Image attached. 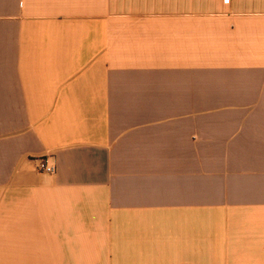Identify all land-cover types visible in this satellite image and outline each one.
Here are the masks:
<instances>
[{
    "label": "crops",
    "instance_id": "obj_1",
    "mask_svg": "<svg viewBox=\"0 0 264 264\" xmlns=\"http://www.w3.org/2000/svg\"><path fill=\"white\" fill-rule=\"evenodd\" d=\"M0 264H264V0H0Z\"/></svg>",
    "mask_w": 264,
    "mask_h": 264
},
{
    "label": "built area",
    "instance_id": "obj_2",
    "mask_svg": "<svg viewBox=\"0 0 264 264\" xmlns=\"http://www.w3.org/2000/svg\"><path fill=\"white\" fill-rule=\"evenodd\" d=\"M38 170L42 173L53 175L56 172V167L54 165L49 164L44 160H39Z\"/></svg>",
    "mask_w": 264,
    "mask_h": 264
}]
</instances>
